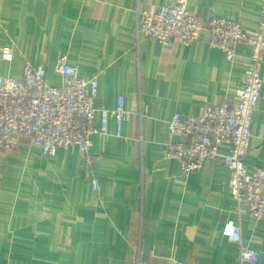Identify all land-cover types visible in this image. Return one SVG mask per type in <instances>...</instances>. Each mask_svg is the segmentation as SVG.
<instances>
[{
	"label": "crops",
	"instance_id": "obj_1",
	"mask_svg": "<svg viewBox=\"0 0 264 264\" xmlns=\"http://www.w3.org/2000/svg\"><path fill=\"white\" fill-rule=\"evenodd\" d=\"M177 2L0 0L1 77L21 79L29 62L60 86L54 64L65 57L81 78L98 81L97 109L113 110L122 97L132 114L121 136L113 119L92 136L89 167L76 147L44 156L30 142L0 162V264H239V246L222 234L229 221L240 223L264 264V219L237 214L226 165L208 160L184 176L178 161L165 158L169 142L188 141L170 138L173 116L234 103L251 53L241 45L229 61L209 46L207 32L190 46L137 34L139 13ZM186 2L204 22L222 18L254 33L261 21V0ZM261 78L249 170L264 168V54Z\"/></svg>",
	"mask_w": 264,
	"mask_h": 264
},
{
	"label": "built area",
	"instance_id": "obj_2",
	"mask_svg": "<svg viewBox=\"0 0 264 264\" xmlns=\"http://www.w3.org/2000/svg\"><path fill=\"white\" fill-rule=\"evenodd\" d=\"M260 17L257 30L250 33L235 21L212 17L204 22L189 13L186 0H178L174 6L161 7L155 13H139L137 21L138 35L168 46L176 42L190 46L201 32H207L209 46L224 52L229 61L235 58L237 47L250 48L244 88L238 92L237 100L207 106L198 116L175 114L169 122V136L188 141L169 142L165 158L178 161L184 176L201 170L208 160H221L230 171L228 188L237 214L247 213L256 220L264 219V168L249 170L244 158L263 91L264 0ZM54 71L62 80L60 86L51 85L46 70L29 62L24 65L21 79L0 76V162L16 152L22 142H30L44 156L76 147L89 167L94 160L90 153L92 136L105 134L110 119L115 121L117 135L121 136L123 124L132 116L122 97L115 109L99 110V85L95 78H81L79 69L68 64L65 57L56 59ZM98 113L100 128L95 126ZM222 147L228 151L221 152ZM92 190H98L96 180L92 181ZM222 234L239 246V264L258 263L259 254L243 241L239 222H227Z\"/></svg>",
	"mask_w": 264,
	"mask_h": 264
}]
</instances>
